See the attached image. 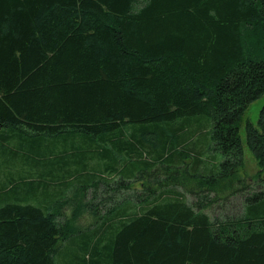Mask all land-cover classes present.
<instances>
[{
  "label": "trees",
  "instance_id": "1",
  "mask_svg": "<svg viewBox=\"0 0 264 264\" xmlns=\"http://www.w3.org/2000/svg\"><path fill=\"white\" fill-rule=\"evenodd\" d=\"M263 96L264 0H0V264H264Z\"/></svg>",
  "mask_w": 264,
  "mask_h": 264
},
{
  "label": "rangeland",
  "instance_id": "2",
  "mask_svg": "<svg viewBox=\"0 0 264 264\" xmlns=\"http://www.w3.org/2000/svg\"><path fill=\"white\" fill-rule=\"evenodd\" d=\"M263 107H264V96L254 101L253 103H251L244 113L243 124L240 130V136H241V140L243 142L244 150H245L244 154H245V162H246V166H245L246 173L249 176V178L251 177L250 180L252 179V177H256L258 175L261 168L259 166L258 161L254 157L252 151L247 146L248 139H247V134H246V130H247L246 124L251 123L257 127ZM202 122L204 123V119L202 120ZM262 176H264V172L262 173ZM140 186H141L140 183H136L135 185L136 188H139ZM189 200L192 201L191 198ZM239 202H241V199H239V196H232L230 201H228L229 205H227L225 209H228L231 207H234V209H237L239 208ZM219 213L222 214L221 211Z\"/></svg>",
  "mask_w": 264,
  "mask_h": 264
}]
</instances>
